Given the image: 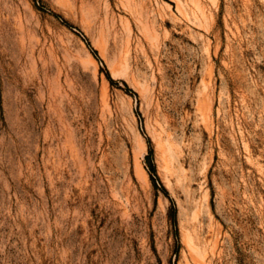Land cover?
<instances>
[{
    "label": "rangeland",
    "instance_id": "1",
    "mask_svg": "<svg viewBox=\"0 0 264 264\" xmlns=\"http://www.w3.org/2000/svg\"><path fill=\"white\" fill-rule=\"evenodd\" d=\"M71 1L0 0V264H264V0Z\"/></svg>",
    "mask_w": 264,
    "mask_h": 264
},
{
    "label": "bare ground",
    "instance_id": "2",
    "mask_svg": "<svg viewBox=\"0 0 264 264\" xmlns=\"http://www.w3.org/2000/svg\"><path fill=\"white\" fill-rule=\"evenodd\" d=\"M66 3H68L70 6L73 4L71 0H64ZM133 0H124V8L125 10L130 14L128 20L126 21V26H127V30H128V38H127V42H125L127 45L124 44V46L126 47V50L128 52H131L132 48H133V43H134V27H136L135 25H138L141 30H142V38H140L139 43L142 44V42H145L144 39L148 38V31L146 29V26L142 25V19H141V14L137 13L135 6H134V2H132ZM80 3V2H79ZM62 6V5H61ZM66 8V7H65ZM71 8V7H69ZM81 8V7H80ZM82 10V9H81ZM77 11V10H76ZM73 13V12H70ZM77 14V13H76ZM82 19V23L85 26V28L88 30L89 33L93 34V42L96 46H101V47H105V48H109L110 47V41L107 37V33H105V31L98 27L96 25V22L93 19H90L89 17H86L85 14H83V16L81 17ZM102 21V19H101ZM103 22V21H102ZM149 22V21H148ZM124 23V22H123ZM107 32V31H106ZM151 36V35H150ZM141 37V36H140ZM154 37V35H153ZM150 40V39H149ZM124 41V40H123ZM136 41V40H135ZM138 44V43H137ZM140 46V45H139ZM124 47V48H125ZM136 47V46H135ZM125 50V49H124ZM120 53V52H119ZM122 53V52H121ZM135 53V52H134ZM118 54V53H117ZM120 55V54H119ZM122 56V55H121ZM150 59V58H149ZM38 64V63H37ZM53 81V80H52ZM45 83V82H44ZM52 89V88H51ZM50 91V90H49ZM74 98V97H73ZM89 132V131H88ZM76 238V237H75ZM202 257V256H201ZM201 259V258H200ZM199 259V260H200ZM204 260V259H203Z\"/></svg>",
    "mask_w": 264,
    "mask_h": 264
}]
</instances>
